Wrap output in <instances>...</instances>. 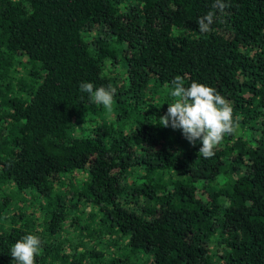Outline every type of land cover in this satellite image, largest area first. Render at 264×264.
<instances>
[{
    "label": "trees",
    "instance_id": "obj_1",
    "mask_svg": "<svg viewBox=\"0 0 264 264\" xmlns=\"http://www.w3.org/2000/svg\"><path fill=\"white\" fill-rule=\"evenodd\" d=\"M223 2L0 0V264H264V0ZM177 75L233 108L211 158L159 124Z\"/></svg>",
    "mask_w": 264,
    "mask_h": 264
},
{
    "label": "clouds",
    "instance_id": "obj_2",
    "mask_svg": "<svg viewBox=\"0 0 264 264\" xmlns=\"http://www.w3.org/2000/svg\"><path fill=\"white\" fill-rule=\"evenodd\" d=\"M227 5L223 0H214L213 9L223 12ZM216 12L209 11L197 21L201 32L210 30ZM174 98L168 103L167 112L159 117V124L165 128L181 130L185 139L195 146L200 143L199 155L205 159L215 155L216 147L222 143L225 135L232 134L237 128L233 118V108L230 102L217 90L204 83L193 81L185 86L179 75L172 80ZM80 91L87 93L89 99L103 105L109 112L112 110L115 89L95 87L91 82H81ZM41 240L35 234L21 236L10 248L13 264H36V257L40 254Z\"/></svg>",
    "mask_w": 264,
    "mask_h": 264
},
{
    "label": "rangeland",
    "instance_id": "obj_3",
    "mask_svg": "<svg viewBox=\"0 0 264 264\" xmlns=\"http://www.w3.org/2000/svg\"><path fill=\"white\" fill-rule=\"evenodd\" d=\"M79 178H80L79 176H78V177H76V180H77V182L79 181ZM67 236H69V235H67ZM59 237H60V236H59Z\"/></svg>",
    "mask_w": 264,
    "mask_h": 264
}]
</instances>
